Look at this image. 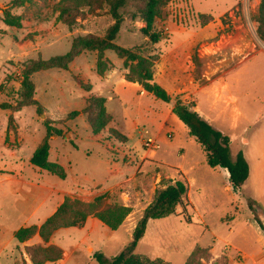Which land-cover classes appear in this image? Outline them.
<instances>
[{"label":"rangeland","instance_id":"rangeland-1","mask_svg":"<svg viewBox=\"0 0 264 264\" xmlns=\"http://www.w3.org/2000/svg\"><path fill=\"white\" fill-rule=\"evenodd\" d=\"M260 2L167 0L152 26L162 33L154 45L141 31L145 22L131 19L142 2H129L122 10L124 22L115 43L153 61L154 81L171 95L169 103L141 92L138 82L127 84L125 59L111 50L104 53L108 63L104 75L97 72V52L83 51L67 69L53 68L31 76L41 109H0V184L10 187L0 189V224H5L0 227L7 230L0 235V244L6 242L0 249V264H34L33 249L48 247L59 248L62 258L42 264H98L93 258L97 251L112 258L132 240L133 229L156 189L180 178L177 167L189 181L193 204L188 198L175 215L150 220L136 252L171 264H185L198 248L204 251L197 257L200 264H213L223 257L225 264H241L244 255L230 245L248 253L263 246L264 255V244L254 236L256 229L261 230L254 219L256 204L251 209L245 190L233 191L228 180L210 169L201 144L172 112L176 99L194 107L215 129L233 139L231 158L237 150H244L254 170L255 155L264 152V42L257 35L255 21ZM65 6L63 0H0V102L17 103L22 71L30 61L68 52L77 36L104 37L114 23L106 0H88L85 6L71 7L67 16H61ZM111 70L112 78L102 82ZM111 87L119 96L108 102L114 120L95 140L83 110L90 97H102ZM227 100L231 105L221 113V104ZM76 109L82 114L69 120L68 114ZM47 126L62 130L61 136L50 137L48 160L64 169L63 179L32 168L27 159L44 139ZM53 137L56 141L51 142ZM244 140L248 145L244 146ZM51 178L68 188L55 193L53 199L93 202L103 196L104 206L119 202L131 212L117 230L90 215L88 235L85 230L55 237L56 230L48 241L36 233L19 242L15 233L20 228H39L49 218L26 220L23 203H31L35 186L47 185ZM251 181L248 190L262 196L259 180L253 176ZM188 217L191 223L186 222ZM87 221L81 228H68L85 229Z\"/></svg>","mask_w":264,"mask_h":264},{"label":"trees","instance_id":"trees-1","mask_svg":"<svg viewBox=\"0 0 264 264\" xmlns=\"http://www.w3.org/2000/svg\"><path fill=\"white\" fill-rule=\"evenodd\" d=\"M131 0H106L110 8V13L114 23L109 27L104 37L93 35L77 36L72 41L68 52L50 57L48 59H36L30 61L22 71V92L16 104L0 102V109L18 111L23 107L36 106L41 109V104L35 98V84L31 76L39 71L59 68L67 69L69 64L83 51L97 52V72L104 75L108 63L104 59V53L107 50L114 51L120 58H124V67L128 69L126 79L130 82H138L143 89L152 94L155 98L169 103L171 95L153 78V61L150 58L141 56L134 49L125 48L115 43L117 34L124 22L122 10L125 9ZM136 1V0H133ZM142 5L131 13V19L140 18L145 22V27L141 29L151 45L157 44L162 38V33L152 30L155 19L158 17L160 9L167 0H138ZM67 6L62 7L61 16H67L71 7H82L88 3V0H63ZM67 18V17H66ZM205 21L209 17H204ZM256 21V32L259 38L264 42V0H261ZM72 24V21L71 23ZM104 97H90L83 112L88 116L89 126L93 134L103 131L112 116L107 112ZM172 112L187 126L189 135L194 137L201 144L206 154L207 164L214 167H221L228 171L229 181L233 191H240L243 184L249 176V164L242 151L238 152L233 160L230 155V139L219 130L215 129L194 107H190L180 99H176ZM79 114L78 111H72L68 114L71 119ZM13 122V117H9V124ZM114 133L117 131L114 130ZM121 138H125L122 134ZM62 130L52 126H47L46 135L42 142L33 152L30 162L32 165L56 174L60 178H65L64 169L56 163L48 160L50 151V137L61 136ZM188 181L180 173V178L174 182L157 188L151 203L145 208L141 218L137 221L133 232L132 240L120 252L112 258H107L102 252H95L93 258L98 264H171L163 258H151L145 254L136 252L139 241L145 236L147 225L150 220L162 219L176 214L178 207L187 202ZM103 196H97L93 202H83L77 199L66 198L58 209L50 216L39 228L35 226L20 228L15 233V238L19 242H24L34 234L48 241L52 234L60 228L77 227L81 228L86 223L90 215H95L105 225L112 230H117L122 226L131 209L119 202L109 205H103ZM251 209L253 202L248 199ZM254 219L258 222L263 234L264 226L258 217L254 214ZM191 223V219H186ZM204 253L202 248L196 249L188 258L185 264H200L198 256ZM34 264H42L46 261H57L62 258V251L57 247L34 248L32 251ZM213 264H225L224 257L221 260H215Z\"/></svg>","mask_w":264,"mask_h":264},{"label":"crops","instance_id":"crops-1","mask_svg":"<svg viewBox=\"0 0 264 264\" xmlns=\"http://www.w3.org/2000/svg\"><path fill=\"white\" fill-rule=\"evenodd\" d=\"M113 71H118V73L120 74V76L124 80H126L124 78V75L122 74L123 72L121 73V72H119V70H116V69L113 70ZM113 71L111 70V71L107 72L106 75L101 79L102 82H109V80L114 75V72ZM126 83L127 84H137V83H133V82H130V81H127ZM226 85H227V89H228V87H229L228 82H226ZM140 90H141V92L145 91L144 89H142L141 86H140ZM226 92H227V90H226ZM101 96L106 99L105 106L107 108V112L112 116V121H113L114 120V117H113L112 113L108 109V102L114 101L115 99L118 100V97L119 96H118V94L116 92H114L113 87L110 88V92H108L106 95L104 94V95H101ZM224 98L226 99V95H225ZM230 105H231V103L228 100L226 101L225 104L224 103L221 104L220 112L221 113H224V111ZM74 111H78L80 113L77 116H75V117H73L71 119H75L79 115L82 114L81 110H79V109H76ZM112 121H111V123H112ZM83 128L85 129V131H87V127H86L85 124H83ZM99 135L100 134H97V135L94 134V135H90V136L92 137V139L97 140V138L99 137ZM229 139H230V143H232V140L233 139L230 138V137H229ZM54 141H56V138L55 137L52 138V141L51 142H54ZM243 144H244V146L248 145V143H247L246 140H244V143ZM240 151L243 152V154H244V156H245V158H246V160H247V162L249 164V176H248L247 180L245 181V183L243 184L241 190L240 191H237V193H240L242 190H245V194L247 195V199H250L252 202H254L256 204V210H257L258 217L259 218H260V216L264 217V194L262 196L256 197L253 194H251V192L248 190L249 188H252V185H249V182H252L251 180L253 179V176L256 178V180H259L260 185L263 187V190H264V152L261 155H259V156H256L255 155L254 162H253V167H254V170H253L252 165L250 164V161L248 159L247 153L244 150H237L236 153H235V158H236L237 153L240 152ZM13 153H14V156H15L16 155V152H13ZM230 155H231V153H230ZM31 156H32V153L27 158L28 159V162H29V165L32 168H35L37 170H40V168H38V167H36V166H34V165L31 164V162H30ZM61 164L65 166L64 163H61ZM177 168H178V173L179 174L181 173L185 177L182 169L179 168V167H177ZM210 169L213 172H218L219 174H221L226 179V181L228 180V182H229L228 183V187L232 188L231 183L229 181V174H228V171L226 169L221 168V167H214V168L210 167ZM177 179H179V178H177ZM177 179H175V180H177ZM185 179L187 180L186 177H185ZM47 183H48L47 185H44L43 184V185H40V186H35L36 191H34V189H33V192H34V195H35L34 196V200L31 203H29V202L23 203V206L24 207L27 206V207H25L26 209H23V211L26 213V216H25V219L26 220H32L33 218H36V219H45L46 220L47 217H50L51 213L53 214L57 210V208L60 206V204L64 201V198H62V199H53V197H52V196H54L55 193L57 195L59 192H64V191L67 192V189L68 188H66V186L62 183V181H57L56 179H52L51 178L49 180V182H47ZM1 186L7 187L6 185H1L0 184V189H1ZM83 186L86 189L88 187L86 185H83ZM188 186H189V181H188ZM7 188H10V187L8 186ZM71 188L73 189V187H71ZM9 190H12V189H9ZM232 190H233V188H232ZM188 198L191 200L189 189H188V197H187V200H188ZM191 202H192V200H191ZM192 204H193V202H192ZM0 205H3L1 203V201H0ZM3 214L5 215V218L6 217L9 218V215H6L5 210H3ZM89 222H90V219H89V221H87V225L85 226V229L84 228H82V229H77L76 228V230H73L72 228H61V229L57 230L54 233L55 234L54 236L57 237L59 235H61V236L62 235H65V237H68V235H71V234H76V235L83 234L84 231L86 230V227L88 226V223ZM94 222L95 221L92 220V223H94ZM251 222L252 221H250V224H251L250 226H252L251 228H253V229L255 228L256 229L257 227H256L255 223H253V222L251 223ZM4 225L5 224H3V223L0 224V226H4ZM2 231L6 233L7 230H4L3 228L0 227V235H2L1 234ZM90 231L91 230L89 229L88 231L86 230L85 232L88 235ZM255 232H256V235L253 233L254 236H255V241L256 242H259V243H261L263 245L264 244V234H263V232L260 229H256ZM248 234H250V232L246 230L245 231V235L248 236ZM230 246L235 247L237 250H239L241 252V254L244 255V260H243V262L241 264H248V263L249 264H264V255L261 254V250L263 249V246H262V248H259L258 251H256V253L255 252L254 253H248L245 250H242L241 248H239L238 246H235V245L234 246L233 245H230ZM5 247H6V242L3 240L1 242V244H0V249L3 250ZM214 257H216V256H214ZM9 261L11 262V260H9Z\"/></svg>","mask_w":264,"mask_h":264},{"label":"water","instance_id":"water-1","mask_svg":"<svg viewBox=\"0 0 264 264\" xmlns=\"http://www.w3.org/2000/svg\"><path fill=\"white\" fill-rule=\"evenodd\" d=\"M260 220H261V222H262V224L264 226V217L260 216Z\"/></svg>","mask_w":264,"mask_h":264}]
</instances>
